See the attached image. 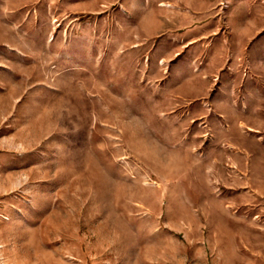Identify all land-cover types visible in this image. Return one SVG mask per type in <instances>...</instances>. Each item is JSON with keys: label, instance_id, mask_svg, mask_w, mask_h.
I'll return each mask as SVG.
<instances>
[{"label": "rangeland", "instance_id": "374dc122", "mask_svg": "<svg viewBox=\"0 0 264 264\" xmlns=\"http://www.w3.org/2000/svg\"><path fill=\"white\" fill-rule=\"evenodd\" d=\"M0 264H264V0H0Z\"/></svg>", "mask_w": 264, "mask_h": 264}]
</instances>
